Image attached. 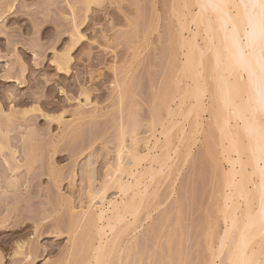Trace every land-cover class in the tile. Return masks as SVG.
Instances as JSON below:
<instances>
[{
  "label": "rangeland",
  "instance_id": "rangeland-1",
  "mask_svg": "<svg viewBox=\"0 0 264 264\" xmlns=\"http://www.w3.org/2000/svg\"><path fill=\"white\" fill-rule=\"evenodd\" d=\"M86 2L0 0V142L8 144L0 147V264H81L102 230L104 264H230L234 240L222 246L230 195L224 178L238 155L224 153L210 112L187 119L177 111L190 83L179 75L181 33L205 50L206 34L193 23L198 9L186 0H100L88 11ZM182 22L188 31H180ZM205 60L212 62L210 52ZM168 102L181 114L169 117L172 124ZM153 143L161 149L147 157ZM154 157L167 165L161 169ZM130 168L137 175L151 168L154 178L145 172L139 213L111 231L97 216L109 202L130 200L132 192L124 197L117 189L135 184ZM245 209L241 200L239 218Z\"/></svg>",
  "mask_w": 264,
  "mask_h": 264
},
{
  "label": "bare ground",
  "instance_id": "bare-ground-1",
  "mask_svg": "<svg viewBox=\"0 0 264 264\" xmlns=\"http://www.w3.org/2000/svg\"><path fill=\"white\" fill-rule=\"evenodd\" d=\"M86 1L88 9L91 5L99 4L100 0ZM187 1H189V3L191 1V4H187L189 8L192 7L193 9V7H196L198 9L196 14H193V23L198 30H203L206 34V40L205 50L203 51L197 42V37L194 36L191 40H187L182 33L180 35L181 37L179 36L181 41L179 40L180 45L178 46H180V50H185L183 54L184 60L182 66L179 68L181 74L179 73V75L182 76L181 78L183 80L189 81L190 83L185 90L179 93L181 104L177 111L182 114V118L184 117L187 119L193 114L200 117L203 113L210 112L212 116L211 123L220 134L221 144L225 145L224 153L230 156L234 154L238 155L236 161H229L232 169L229 173H226L224 178L225 188L230 191V195L226 198V208L223 211L224 220L225 223L228 224V229L224 233L225 240L222 242V246L223 248L226 247L227 240H234L228 255V262L230 264H264V98L257 94L260 90L259 92H262L264 95V9L260 7L261 4H264V0H186V3ZM208 4L213 5L214 8L212 9V6L209 8ZM179 8L176 10L179 11ZM176 10L175 12H177ZM72 13L74 14V11H72ZM182 15V12H177L179 19L182 18ZM249 26L253 29L254 35L248 33L247 27L249 28ZM186 30H189V25L182 22L180 31L185 32ZM77 34H80L78 30ZM208 52L212 54V62L209 60L206 62L205 60V56ZM64 61L63 64L65 66L63 65V68L68 67L70 58L67 57ZM205 63H207L209 67L206 68ZM205 70L207 74L204 76L203 72H205ZM244 76H247V79L244 80ZM176 86L179 87L178 85ZM171 93H173V91ZM207 94L211 95L209 108L204 104V98ZM166 95L165 97L167 98L168 96ZM174 96L171 97V95H169L170 98L168 101L171 99L174 100ZM122 97L124 98V96ZM86 100L89 102L88 96H86ZM166 100L167 99H165V101ZM188 101H192V104L188 109H185L184 106ZM170 102H168V104L166 103V105H168V111L165 112H167L168 118L165 117V119L167 118L169 120L168 122L172 124L171 122L174 121H170L169 117L173 119L177 115L176 117L178 118L179 114H177L178 112L176 110H171L172 108L169 105ZM165 110H167V108H165ZM181 114L179 116H181ZM160 118L161 117H159V119ZM9 119H12V117ZM54 119L62 121L63 117L61 115L57 118H51V120ZM162 121L165 120L163 119ZM168 122L166 120V123ZM239 122L242 123L241 127H237ZM177 123L180 124L179 122ZM177 125L175 124L174 127ZM162 126L165 127L164 122ZM199 126L200 125H198L197 128ZM168 131L166 130L163 132L165 133L164 136L168 137V134L166 135ZM163 133L161 135H163ZM169 133L171 134L170 131ZM1 140H3V138ZM156 140L158 141L157 138ZM170 140L172 141V139ZM170 140H167L166 145H164L168 150L170 148L173 149ZM245 140L248 141L247 144ZM158 142L156 143L157 145ZM1 144L0 142V147L3 149ZM156 144L153 143L154 146L150 148L147 157L150 156V151L155 149ZM122 146L121 148H123ZM7 147L8 144L4 149H7ZM123 149L126 148L124 147ZM123 149L122 153L126 151ZM245 152L249 153V157L246 162H243L242 160ZM119 156H121L120 152ZM156 158L154 157L153 160H151L153 163L156 162V164H158L161 160L159 157L157 160ZM166 158L170 160L168 155ZM141 159H143V157ZM141 159L139 158L137 160ZM163 159L164 160L159 163L161 169L162 166H166L168 162L167 159L165 161L164 157ZM137 160L136 162L133 160L135 162H133L135 164H133V166L140 165ZM6 161L8 162V160ZM119 165V169H117L121 171L122 169L120 168L124 166H122V163ZM236 165L240 166V170L237 171L235 169ZM131 168L129 171H132L135 167ZM135 169H137V167ZM250 169L252 171H249ZM118 171L116 170L115 173H113V178L115 175L117 176L116 172L118 173ZM151 171L152 169L149 168L145 172H148L147 174H149V172L153 173ZM123 172V175L126 174L125 171ZM145 172H143L144 174L141 173L142 176L140 172H138L139 176L136 174L137 170L136 172L132 171L129 174L127 173L129 177L135 179H133L135 184L133 185L127 181L128 184H120L121 186H118L119 188L117 189L124 197L130 192L133 193L128 202L122 201L117 203L108 201L109 209H106L107 211H105L104 205L102 206L103 208L101 207L100 210L98 209L100 214L98 213L99 217L97 216V219L101 222L106 221L108 224L107 227H109L111 231L113 224L123 223L127 216L134 217L139 213L141 206H139L138 201L143 203L141 200H143L146 195H143L146 191L141 194L139 190V187L142 185L141 178L143 175L147 177L145 176ZM237 175L240 176V179H237ZM150 176L153 177L152 175ZM116 179L117 181L119 180L116 177L113 179L115 181L113 184H116ZM143 183V185H145L144 181ZM140 194L143 198L135 202V199L138 198ZM241 200H245L246 206L242 217L243 220L239 218L238 215ZM228 203L231 205L229 206ZM108 212H111L110 215H112L106 217ZM102 231H100L101 236L99 235V246H96L97 248H95L89 258L84 260L81 264H104V257L106 259L104 255L107 254L105 246L107 245L102 244V241L107 234L105 232L102 234ZM19 247V249H21L23 246ZM212 258L214 260V257Z\"/></svg>",
  "mask_w": 264,
  "mask_h": 264
},
{
  "label": "snow or ice",
  "instance_id": "snow-or-ice-1",
  "mask_svg": "<svg viewBox=\"0 0 264 264\" xmlns=\"http://www.w3.org/2000/svg\"><path fill=\"white\" fill-rule=\"evenodd\" d=\"M260 7H261L262 9H264V4H261Z\"/></svg>",
  "mask_w": 264,
  "mask_h": 264
}]
</instances>
